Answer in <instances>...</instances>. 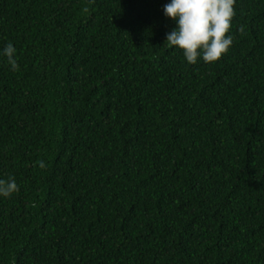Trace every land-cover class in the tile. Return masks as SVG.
I'll use <instances>...</instances> for the list:
<instances>
[{
  "label": "trees",
  "instance_id": "1",
  "mask_svg": "<svg viewBox=\"0 0 264 264\" xmlns=\"http://www.w3.org/2000/svg\"><path fill=\"white\" fill-rule=\"evenodd\" d=\"M167 2L0 0V264H264V0L195 64Z\"/></svg>",
  "mask_w": 264,
  "mask_h": 264
},
{
  "label": "clouds",
  "instance_id": "2",
  "mask_svg": "<svg viewBox=\"0 0 264 264\" xmlns=\"http://www.w3.org/2000/svg\"><path fill=\"white\" fill-rule=\"evenodd\" d=\"M234 5L235 0H168L163 14L174 22V27L166 33L164 42L180 50L188 64L219 60L233 43L229 33L235 16ZM16 55L17 49L11 42L0 49V58L12 70L19 68ZM39 166L43 168L44 163L40 162ZM16 191L14 177H0V198H9Z\"/></svg>",
  "mask_w": 264,
  "mask_h": 264
}]
</instances>
